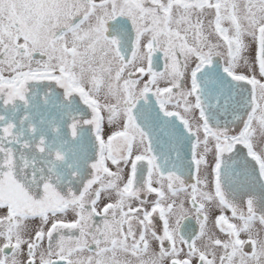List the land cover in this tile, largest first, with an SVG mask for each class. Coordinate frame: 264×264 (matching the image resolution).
Masks as SVG:
<instances>
[{"label": "snow or ice", "instance_id": "1", "mask_svg": "<svg viewBox=\"0 0 264 264\" xmlns=\"http://www.w3.org/2000/svg\"><path fill=\"white\" fill-rule=\"evenodd\" d=\"M0 264H264V0H0Z\"/></svg>", "mask_w": 264, "mask_h": 264}]
</instances>
